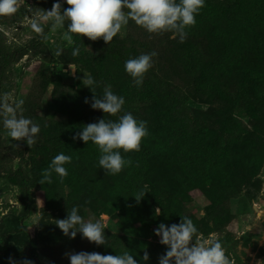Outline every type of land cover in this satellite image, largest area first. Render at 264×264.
I'll return each instance as SVG.
<instances>
[{
  "label": "rangeland",
  "instance_id": "374dc122",
  "mask_svg": "<svg viewBox=\"0 0 264 264\" xmlns=\"http://www.w3.org/2000/svg\"><path fill=\"white\" fill-rule=\"evenodd\" d=\"M54 2L49 0L45 10ZM59 2L62 12L69 7L65 0ZM32 3L20 0L16 21L0 26L8 49L17 52L0 95L11 93L13 99H23V115L40 126L41 136L29 147L26 141H13L5 129L0 130V264H10L9 257L16 264L24 258L34 264H70L69 259L51 260L38 248L63 250L77 241L89 244L87 252L122 255L127 251L138 264H158L167 246L159 243L154 229L161 222L179 223L181 216L192 219L203 240L219 239L235 264H264V54L257 47L264 37V5L236 12L231 19L221 13L196 19V24L186 29L183 42L163 45L170 46L166 51L169 56L177 61L182 57L187 82L185 88L163 89L166 93L161 103L166 116L170 118L173 102L179 113L174 121L187 117L212 138L230 142L231 136L224 130L234 132L236 118L241 133L220 156L210 154L188 162L184 160L191 152L188 147L175 143L162 146L153 138L155 149L147 163L159 190H147L137 203L134 196L122 195L128 182L124 169L117 175L107 174L99 167L98 147L83 142L85 146L79 151L82 144L72 136L88 123L101 118L117 121L128 112L138 121L155 119L146 104L157 100L161 88L158 77L147 72V87L142 93L149 96L144 100H149L142 103L140 86L124 70L126 60L140 55L141 45L134 35L147 31L130 20L110 44L73 34L75 43L68 45L62 38L68 21L56 33L51 32L50 22L46 24L47 39L32 30L30 22L37 14ZM252 37L250 43L242 45L243 56L236 49L230 58L218 63L208 52V46H238ZM74 47L80 49L75 57L71 54ZM58 48L62 54L56 56ZM98 49L105 50L95 57L85 55ZM245 71L250 74L246 86ZM89 74L96 81L92 87L98 97L106 85L124 97L116 116L91 108L93 92L82 82ZM86 97L89 103L84 102ZM0 124L3 126L2 118ZM61 152L72 157L65 165L68 175L63 183L55 173L51 184L38 183L42 171ZM14 173L25 181L24 193L16 183L19 178L11 176ZM194 177L199 183L214 186L216 202H210L194 186ZM73 206L85 221L100 220L106 225L107 244L96 245L79 232L75 238L62 233L55 222L66 218ZM113 206L121 209L113 210ZM144 251L149 253L148 261L141 259Z\"/></svg>",
  "mask_w": 264,
  "mask_h": 264
},
{
  "label": "clouds",
  "instance_id": "9594fccd",
  "mask_svg": "<svg viewBox=\"0 0 264 264\" xmlns=\"http://www.w3.org/2000/svg\"><path fill=\"white\" fill-rule=\"evenodd\" d=\"M69 6L61 11L59 0L53 3L50 10L37 13L30 22L32 30L47 39L44 35V26L51 23V32L56 33L64 29L65 21L67 31L62 34L63 40L68 45L75 43L73 34L87 37L96 41L103 39L105 44H110L121 29L133 21L150 34H163L174 32L179 36L180 42L186 39V29L196 24V15L205 5V0H65ZM20 7V0H0V17H11ZM127 9V11H125ZM79 47L72 49V56H78ZM62 54V49H57L56 56ZM156 51L140 54L136 58H130L124 63L125 72L132 78L136 86L143 83L145 73L153 66V57ZM75 70L74 66H70ZM93 92L91 108L102 110L105 114L116 116L121 112L125 103L124 97L113 93L111 85L104 87L103 95L98 97L92 87L96 81L89 74L82 80ZM89 103V98H85ZM24 100L13 99L11 93L0 95V118H2L5 134L13 141H26L30 147L36 143V137L40 132V126L30 118L23 115ZM147 122L137 120L128 112L117 121L99 119L84 125L82 130L76 132L72 139H80L85 144L92 142L98 147L100 157L99 167L107 174L117 175L131 160H126L121 151H139L141 141L148 135ZM72 162V157L63 152L55 155L46 169L42 171V178L38 181L41 185L51 184L52 174L58 175L63 183L68 175L66 164ZM146 191L141 190L134 195L139 203ZM78 207L73 206L70 213L63 219H57L56 225L65 236L75 238L77 232L82 234L89 242L96 245L107 244L104 234L106 225L100 220L91 219L85 221L78 214ZM157 215L161 214L157 208ZM71 230V231H69ZM154 234L159 237V243L167 246L166 252L158 257V264H235V260L226 255L222 242L213 237L203 240L198 235V229L192 219L181 216L179 223L166 225L161 222L154 229ZM195 237V240H194ZM194 241V243H193ZM70 264H138V261L125 251L122 255L100 254L98 252H65ZM143 261L149 260V253L144 251L141 257ZM10 264L16 262L9 257ZM20 264H34L28 258L20 261Z\"/></svg>",
  "mask_w": 264,
  "mask_h": 264
},
{
  "label": "trees",
  "instance_id": "16d2710c",
  "mask_svg": "<svg viewBox=\"0 0 264 264\" xmlns=\"http://www.w3.org/2000/svg\"><path fill=\"white\" fill-rule=\"evenodd\" d=\"M49 0H32V6L36 8L34 12L39 13L42 9H46V5ZM264 5V0H205L204 7L200 10V12L196 15V19L204 18L209 19L213 15L223 14L228 16V19H231V16L236 12H246L253 11L259 6ZM17 19V13H15L11 17H0V26L7 27L9 24L15 22ZM228 19L225 21L227 22ZM172 35H174L172 37ZM136 39V43L140 44V54H147L152 51L157 52V56L153 57V66L148 70L153 74H156L158 77V85L161 88H158V95L156 102L152 103L151 101L146 104L147 111L150 113H154V122L153 120L144 118L143 121H146L148 135L144 137L141 141V146L139 151H130L123 152L121 151V155L126 160H131L130 165H126L124 167L125 174L128 177V182L123 186L122 195L132 197L136 195L141 190L146 191L152 190L157 191L158 182L153 178L154 174L151 172V168L147 163V159L149 154L152 153L155 147H152L153 138L159 139L160 145L169 146L171 143H175L184 147H188L191 152L187 157L184 158L185 161H189L190 159H204L208 158V156L218 157L226 151V147L235 140L238 139L241 130L237 129V126L240 125V122L234 118V122L236 123V129L231 133L230 130L225 129L224 131L231 136L230 142H226L224 140H220L218 138H212L207 130L204 128L199 129L195 127V123H193L189 118L181 116L179 120H172L179 116L178 110L173 107V102L170 104L171 116L170 118L166 116L164 113V109L162 108L163 99L162 96L166 93L163 91L164 88L178 87L185 88L187 82L184 80L185 73L182 67V57L178 58V61L175 57L169 56L166 51L170 46H163L164 44H179V36L174 32H165L163 34H150L148 32H140L134 35ZM254 37V35H253ZM253 37L250 40L243 42L238 46H228L227 44L221 46H208V52L217 57L218 63L225 61L227 58H230L236 49L239 50L240 55L243 56V51L245 44L250 43L253 40ZM259 50L264 54V37L261 40V46H257ZM174 49V48H173ZM95 50L90 54H85L87 57H95L98 56L102 51ZM16 51H10L6 44V38L4 33L0 29V88L4 78L9 74L10 68L12 64L16 60ZM82 67H85V64H80ZM147 73H145L144 78ZM245 79L244 86L247 85L248 79L250 77L249 72L245 71ZM143 78V83L140 85V102L145 103L148 100H144V98H148L149 96L144 95L142 90L144 87H147L146 81ZM167 86L163 87L162 85ZM157 86H153V90H156ZM180 103V102H179ZM178 107V106H177ZM0 130H4L3 126L0 124ZM160 136V138H159ZM41 136L38 134L36 139H39ZM148 138V139H147ZM224 139V138H223ZM78 144L82 146L78 148L79 151H82L85 144L82 140L78 139ZM84 144V145H83ZM211 154V155H210ZM19 174L14 173L12 177H18ZM198 177L191 178L194 180V186L197 187L198 190H201L203 194L207 197L210 202H216L217 192L213 185L205 184L206 182L199 183L197 181ZM16 183L18 184L21 191L24 193L25 191V181L23 179H17ZM63 185V184H62ZM144 198V197H143ZM141 198L140 202L143 200ZM61 199H57V202H60ZM136 200V199H135ZM155 202H158L155 199ZM113 210H120V206H113ZM112 210V211H113ZM175 221H171L170 224H173ZM130 231H134L133 228H129ZM89 247V244H85L81 241H77L73 244V247H64L63 250H48L46 248H38L39 252L54 261H60L63 259H68L67 256L64 255L65 252H80L85 251Z\"/></svg>",
  "mask_w": 264,
  "mask_h": 264
}]
</instances>
